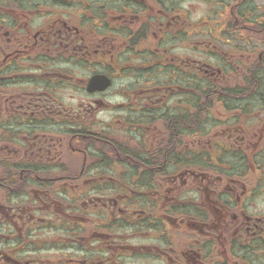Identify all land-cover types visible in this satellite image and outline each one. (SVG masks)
Here are the masks:
<instances>
[{
	"label": "flooded vegetation",
	"instance_id": "flooded-vegetation-1",
	"mask_svg": "<svg viewBox=\"0 0 264 264\" xmlns=\"http://www.w3.org/2000/svg\"><path fill=\"white\" fill-rule=\"evenodd\" d=\"M0 264H264V0H0Z\"/></svg>",
	"mask_w": 264,
	"mask_h": 264
},
{
	"label": "clouds",
	"instance_id": "clouds-1",
	"mask_svg": "<svg viewBox=\"0 0 264 264\" xmlns=\"http://www.w3.org/2000/svg\"><path fill=\"white\" fill-rule=\"evenodd\" d=\"M197 16L193 17V20L197 19ZM128 84L127 79H123L120 81H116L114 82L111 86L116 89L117 91L114 94L108 95L105 97V101L107 104H122V103H126V98L122 95L119 94L118 90L120 88L126 87ZM82 99V96L79 92H75L72 90H69L66 94L62 95V102L65 105L71 106V107H75L77 106L80 101ZM98 118L99 119H109L110 118V114L109 113H105V112H101L98 114Z\"/></svg>",
	"mask_w": 264,
	"mask_h": 264
},
{
	"label": "rangeland",
	"instance_id": "rangeland-1",
	"mask_svg": "<svg viewBox=\"0 0 264 264\" xmlns=\"http://www.w3.org/2000/svg\"><path fill=\"white\" fill-rule=\"evenodd\" d=\"M214 9V7L212 9L211 5H207L205 3L191 2V6L187 9V12L190 13L192 19L194 16H197L198 18L204 20L207 16H213Z\"/></svg>",
	"mask_w": 264,
	"mask_h": 264
},
{
	"label": "water",
	"instance_id": "water-1",
	"mask_svg": "<svg viewBox=\"0 0 264 264\" xmlns=\"http://www.w3.org/2000/svg\"><path fill=\"white\" fill-rule=\"evenodd\" d=\"M91 85H90V88H92V90L94 89L93 87H92V85L93 84H100V86H99V88H101V87H103V86H105L106 84H107V80L106 79H104V78H100V77H95V78H93L92 80H91Z\"/></svg>",
	"mask_w": 264,
	"mask_h": 264
}]
</instances>
